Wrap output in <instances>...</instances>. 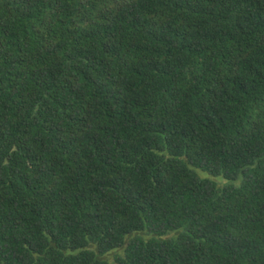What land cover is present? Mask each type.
<instances>
[{
    "label": "trees",
    "instance_id": "16d2710c",
    "mask_svg": "<svg viewBox=\"0 0 264 264\" xmlns=\"http://www.w3.org/2000/svg\"><path fill=\"white\" fill-rule=\"evenodd\" d=\"M0 264H264V0H0Z\"/></svg>",
    "mask_w": 264,
    "mask_h": 264
}]
</instances>
